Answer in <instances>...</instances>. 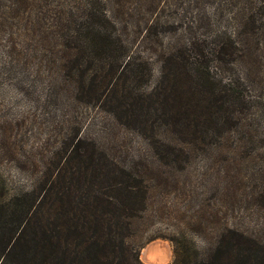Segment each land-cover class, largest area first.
<instances>
[{
  "label": "rangeland",
  "instance_id": "1",
  "mask_svg": "<svg viewBox=\"0 0 264 264\" xmlns=\"http://www.w3.org/2000/svg\"><path fill=\"white\" fill-rule=\"evenodd\" d=\"M87 3L94 15L78 37H57L58 12L67 17L69 8ZM99 38L116 41L119 53H100L94 48ZM192 40L207 51L208 95L213 99L227 86L242 98L228 113V125L212 101L213 114L199 131L169 116L178 97L198 94L200 86L177 77L170 88L160 72L164 53ZM111 55L125 64L123 73L96 98L90 79L105 75ZM10 57L23 66L26 79L24 96L0 101L14 129L13 154L0 144V178L9 187H28L41 171L62 164L69 146L84 137L118 165L148 170L146 207L133 222L132 237L141 244L143 264L145 247L166 251L157 264H170V239L203 250L224 229L264 248V207L258 201L264 183V0H0V59ZM156 84L158 100L168 102L145 114V130L114 116L110 90H129L124 103L146 104ZM192 137L195 144L188 142Z\"/></svg>",
  "mask_w": 264,
  "mask_h": 264
},
{
  "label": "trees",
  "instance_id": "2",
  "mask_svg": "<svg viewBox=\"0 0 264 264\" xmlns=\"http://www.w3.org/2000/svg\"><path fill=\"white\" fill-rule=\"evenodd\" d=\"M68 11L67 17L61 11L55 17L59 19L57 28L53 29L57 37H78L94 15V8L88 3ZM94 48L100 53L105 50L119 53L121 47L116 41L99 38ZM164 54L160 72L169 87L168 82H176L177 77L197 88L200 86V90L193 87L198 94L190 92L184 99L178 97L177 108L169 113L172 122L192 131L201 130L213 114L212 101L218 115L223 114V124L228 125V113L241 104L242 98L227 86L213 99L208 95L207 51L202 42L192 40ZM111 57L105 75L90 79L89 86L96 98L104 93V85L114 75L117 79L123 73L125 64L121 66L113 61L117 56ZM44 61L38 65L44 67ZM22 67L11 57L0 59V101L16 93L24 96L21 85L26 77L21 76ZM99 68L104 66L101 64ZM158 88L159 84L154 85L150 103L143 104L139 100L124 103L122 97L130 96V91L124 92L116 86L108 94L115 101L110 105L112 113L123 124L145 130V114L168 102L158 100ZM139 114L142 118L137 119ZM5 115L0 109V144L11 155L15 146L14 129ZM188 142L195 144V137ZM262 142L264 146V133ZM66 153L62 164L55 162L41 171L39 179L28 187H9L0 178V264H143L139 259L141 244L133 243L132 237L133 222L142 217L146 207L144 182L148 170L135 164L118 165L96 143L84 137H78ZM258 201L264 207V183ZM170 240L173 251L170 264H264V248H254L251 240L233 229L219 232L203 250L179 237Z\"/></svg>",
  "mask_w": 264,
  "mask_h": 264
},
{
  "label": "bare ground",
  "instance_id": "3",
  "mask_svg": "<svg viewBox=\"0 0 264 264\" xmlns=\"http://www.w3.org/2000/svg\"><path fill=\"white\" fill-rule=\"evenodd\" d=\"M160 248V247H159ZM154 247L153 246H148L143 249L142 253V260L146 262L147 264H157L161 262L162 260L166 259L168 257L167 253L160 252L158 254L154 253Z\"/></svg>",
  "mask_w": 264,
  "mask_h": 264
}]
</instances>
